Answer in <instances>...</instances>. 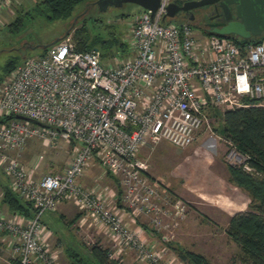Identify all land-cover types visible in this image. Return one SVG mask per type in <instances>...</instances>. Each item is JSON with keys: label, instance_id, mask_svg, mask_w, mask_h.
<instances>
[{"label": "built area", "instance_id": "obj_1", "mask_svg": "<svg viewBox=\"0 0 264 264\" xmlns=\"http://www.w3.org/2000/svg\"><path fill=\"white\" fill-rule=\"evenodd\" d=\"M170 0H160L153 15H136L125 38L130 54L106 63L97 47L77 49L70 34L30 55L0 79V168L10 189L30 201L25 216L0 211V236H9L11 264H59L47 241L43 211L71 198L89 221L111 239L109 255L122 260L129 250L144 264L174 263L141 237L125 216L144 222L169 240L187 203L151 182L138 149L165 139L189 145L196 132H214L206 107L243 105V96H264V37L239 44L228 36L193 33L186 21L161 22ZM11 0H0V8ZM72 141V155L58 171L36 177L18 155L30 137ZM226 162L258 173L229 139ZM75 142H78L75 144ZM117 179L120 194L103 193L77 177L92 158Z\"/></svg>", "mask_w": 264, "mask_h": 264}, {"label": "rangeland", "instance_id": "obj_2", "mask_svg": "<svg viewBox=\"0 0 264 264\" xmlns=\"http://www.w3.org/2000/svg\"><path fill=\"white\" fill-rule=\"evenodd\" d=\"M9 6L13 9L11 19L9 22L2 20L3 23H0V75L4 73V67L9 60H14L18 64L25 57L40 53L42 45L60 37L72 24L73 26L68 29V34L72 40L74 28L79 24H84V34L89 38L107 39L115 36L124 42L134 17L144 10L142 6L132 2H124L119 6L108 4L105 8H100L95 0H83L75 5L69 16L51 17L49 9L40 0H11ZM17 16H20L21 20H17L16 24L12 23ZM192 31L196 35L199 34L194 27H192ZM95 47L100 52L104 48L101 42H97ZM110 47L111 51L116 52L103 60L107 61L106 63H116L130 54L126 50V42H124L123 50H116L117 47L114 45ZM214 120H210V124L213 133L218 135L213 128L217 124ZM206 129L210 131V129ZM218 138L221 140L220 137ZM77 143L75 142V144ZM72 144L71 140L59 136L54 141L33 136L27 139L18 157L25 167L38 169L39 173H36L38 176L45 172L62 169L71 158ZM226 147L224 151L225 162ZM143 159L148 165V172L152 163L148 157H143ZM87 167L86 164L85 168ZM97 167L98 163L96 162V175H100L99 182L101 185L108 184L117 191L118 187L114 176L109 175L104 168L99 166L97 169ZM94 179L93 177L89 184L93 183ZM181 197L186 201L187 206L184 217L174 230V237L170 241L178 240L183 246L201 252L211 264H244L237 259L239 245L226 235L225 220L216 218L217 221H215L213 219L215 216L200 213L202 210L196 206L197 204L193 200L184 196ZM191 207H195V211H192ZM210 218L215 222H212ZM41 219L45 228L48 227L62 241V243L50 242V246L58 250L60 264H70L68 255L70 248L85 253L88 250L87 247L93 243L112 248L111 239L103 233L100 227L94 223L89 224V221L80 224L78 218L72 222L68 221L69 224H67L61 217L59 208L46 209L43 211ZM181 223L183 229L181 228L176 236V230ZM126 251L122 255L123 261L132 264H144L133 259V254L128 250ZM11 254V248L3 249V246L0 245V264H11L10 262L13 261Z\"/></svg>", "mask_w": 264, "mask_h": 264}, {"label": "crops", "instance_id": "obj_3", "mask_svg": "<svg viewBox=\"0 0 264 264\" xmlns=\"http://www.w3.org/2000/svg\"><path fill=\"white\" fill-rule=\"evenodd\" d=\"M12 14L13 9L10 6L0 8V23H3L2 20L9 22ZM198 36L200 37L201 35L198 34ZM216 109L222 110L223 108L213 106L206 107L210 119L212 121L215 119L214 121L217 123L213 128L219 135L221 116L219 114H214ZM218 135L202 127L196 132L194 140L189 145L181 147L165 139H159L155 142L148 141L138 149V155L142 158L148 157L151 161L152 164L147 173L154 185L161 190L170 191L179 197L184 196L185 198L193 200L197 204L196 206L202 210L200 213L207 216H215V218H213L215 221H217L216 218L225 220V230L232 214L248 209L250 197L246 190L229 180L227 162L224 160L226 143L223 139L220 140ZM96 162L98 163V167H102L98 160L92 157L88 161V167L78 175V181L86 186L98 188L103 193L113 192L118 195L117 191L108 186V184L101 185L99 182L100 175H96ZM32 169L33 175L36 176L39 170ZM108 174L112 175L110 173ZM93 177L95 178L94 182L89 184ZM114 178L116 179L115 176ZM7 186L8 178L0 168V211L4 212L6 215H11V213L15 211H11L3 199V192ZM117 187H119L118 182ZM56 208L60 209V215L67 224H69L68 221L73 219L79 212L81 214V210L71 198L60 200ZM194 208L195 207H191L192 211H195ZM125 219L132 227L141 225V237L153 247L162 248L164 257L171 259L174 263L180 261L171 245L183 246L181 242L178 240L171 242L170 239L162 240L160 234L150 229L146 222H144L143 217L136 218L134 221L130 219L129 216H125ZM213 219L210 218L212 222H215ZM181 226L182 223L176 230V236L179 234L182 228ZM100 229L107 235L104 229ZM1 234L0 245L3 246V249L11 248V242L10 239H8L9 236H5V233ZM45 234L49 243H62L60 237L56 236L48 227H46ZM226 235L229 236L227 233ZM173 237L171 239H173ZM129 252L131 253V251ZM238 254L237 259H239ZM133 259H135L134 256ZM238 261H240V259Z\"/></svg>", "mask_w": 264, "mask_h": 264}, {"label": "trees", "instance_id": "obj_4", "mask_svg": "<svg viewBox=\"0 0 264 264\" xmlns=\"http://www.w3.org/2000/svg\"><path fill=\"white\" fill-rule=\"evenodd\" d=\"M40 1L49 9L51 17H67L72 13L75 5L83 0ZM17 20H21V17L17 16L12 23L16 24ZM165 20L176 21L174 17H166ZM84 29V24H79L73 30L72 37L77 49H89L95 47L97 42H101L104 46L100 52L102 60L116 52L111 51V45L116 46V50L124 49V42L118 37L89 38L84 34ZM210 33L214 32L207 34ZM222 36L231 37L239 44L254 43L264 37V35L254 38H242L235 35ZM45 49L46 47L42 48L41 52ZM15 65L14 60H9L0 79ZM241 99L244 102L243 105L223 107L222 110L216 109L214 114L221 116L219 134L229 139L240 151L246 153L247 161L258 173L245 171L238 164L227 163L229 180L246 190L250 201L248 209L235 212L230 216L225 231L239 245L238 257L242 263L264 264V96H243ZM120 191L118 187L117 193L120 194ZM3 199L11 211L22 213L25 216L32 215L33 206L30 201L23 200L9 186L4 189ZM79 216L80 212L69 222ZM171 247L185 264H211L201 252L180 245H171ZM87 249L85 253L70 248L68 250L70 264H132L111 257L108 246L93 243Z\"/></svg>", "mask_w": 264, "mask_h": 264}, {"label": "water", "instance_id": "obj_5", "mask_svg": "<svg viewBox=\"0 0 264 264\" xmlns=\"http://www.w3.org/2000/svg\"><path fill=\"white\" fill-rule=\"evenodd\" d=\"M95 2L99 4L100 8H105L108 4L119 6L124 2H132L149 9L151 15L160 4V0H95ZM211 3L214 4L215 8L219 5L222 12L221 26L214 28L212 32L242 38H254L264 35V0H184L182 3L179 0H170L165 6L166 11L160 21L164 22L166 17L173 18L179 9L189 10L192 7ZM72 26L73 24L69 28ZM68 29L60 37L41 47H47L63 38L68 34Z\"/></svg>", "mask_w": 264, "mask_h": 264}, {"label": "flooded vegetation", "instance_id": "obj_6", "mask_svg": "<svg viewBox=\"0 0 264 264\" xmlns=\"http://www.w3.org/2000/svg\"><path fill=\"white\" fill-rule=\"evenodd\" d=\"M181 3L184 0H179ZM218 13V14H217ZM222 12L219 5L204 4L192 7L189 10L179 9L174 18L177 20H186L199 34L212 32L214 28L220 27L222 21Z\"/></svg>", "mask_w": 264, "mask_h": 264}]
</instances>
